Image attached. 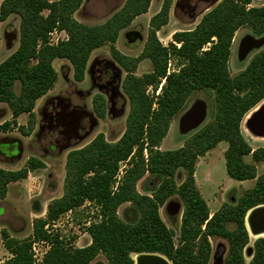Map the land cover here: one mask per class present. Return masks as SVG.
<instances>
[{
  "label": "trees",
  "instance_id": "trees-1",
  "mask_svg": "<svg viewBox=\"0 0 264 264\" xmlns=\"http://www.w3.org/2000/svg\"><path fill=\"white\" fill-rule=\"evenodd\" d=\"M150 1L126 0L109 19L94 26L73 17L83 0L1 2L0 22L18 16L19 35L17 49L0 63V104L12 114V121L1 124L0 130H7L26 114L25 129L30 134L36 125V102L53 89L58 78L53 62L66 60L73 80L81 83L91 53L105 45L110 46L112 60L126 73L121 88L129 104L125 130L116 142L109 143L98 134L87 145L67 154L63 194L48 203L44 219L33 220L31 236L17 240L1 233L10 255L1 264H34L33 242L49 246L40 264H91L99 255L106 258L107 264H134L133 256L143 253L160 255L171 264H208L212 238L227 243L223 264H246L244 250L250 237L245 217L250 209L264 205V173L257 175L255 166L264 163V147L253 150L248 145L241 123L264 101V50L234 76L229 72V58L234 34L241 27L257 36L264 35V6L249 7L251 0H222L203 15L193 30L174 33L164 47L156 33L167 23L173 1L164 0L149 22L141 54L129 58L114 44L121 30L146 13ZM54 30L64 32L66 39L50 44ZM144 59L151 62L152 71L138 77L134 72ZM170 60H174L176 70H169ZM16 83L20 85L18 94ZM149 88L153 95L147 93ZM198 91L213 94L210 120L178 149L160 150L172 120ZM93 109L98 117H104L103 96H94ZM220 142L227 144V176L239 182L254 180V185L234 204L223 203L210 213L196 188L195 169L197 160ZM121 164L127 168L118 179ZM42 168L44 164L33 157L19 170L0 168V201L5 199L10 183L24 180L29 172ZM179 169L185 171V179L177 185L174 178ZM146 174L162 177L151 196L136 190L137 182ZM172 196H178L183 206L177 240L159 214ZM86 201L97 208L98 221L86 228L91 238L88 245L70 248L49 227ZM124 204L129 205L125 212L128 221L117 214ZM252 247L248 264H264V237L255 239Z\"/></svg>",
  "mask_w": 264,
  "mask_h": 264
},
{
  "label": "rangeland",
  "instance_id": "rangeland-1",
  "mask_svg": "<svg viewBox=\"0 0 264 264\" xmlns=\"http://www.w3.org/2000/svg\"><path fill=\"white\" fill-rule=\"evenodd\" d=\"M3 0H0V4ZM57 1V0H50ZM209 4H196L188 2L185 12L197 13ZM256 5H261L257 3ZM46 14V12H44ZM112 12L106 13L102 17L85 20L89 25H100L109 19ZM180 11L177 15L180 17ZM182 21H187L181 18ZM193 25H182L180 21L173 19L171 27L166 28L158 36L160 43L166 47L172 41L170 33L175 30H189ZM149 27L145 19L130 26L118 36V43L115 47L120 53L129 57H138L146 42ZM127 32L135 33V37L126 36ZM15 34L16 38L11 46H7L6 35ZM19 19L11 16L6 23L0 24V62L10 55L18 46ZM248 37L253 39L252 48L247 51L242 48V41ZM65 38L61 33L53 36L51 42L55 44L57 40ZM264 41V35L257 36L245 27L235 36L229 58V72L234 76L241 72L249 63L251 58L259 51L264 50V44L257 47L258 41ZM117 42V41H116ZM14 45V46H13ZM109 45H105L92 54L89 65L86 69L85 78L81 83L73 80L72 68L66 60H56L53 66L58 74L57 81L51 89V93L46 100L37 104V120L34 130L28 134L25 129L26 116L21 115L18 122L25 124L17 126L10 124L7 130H0V134L14 132L15 136L22 138L29 137V147L24 151V157L12 166L14 169L22 168L27 161L24 158H36L44 164V168L36 171L35 175L29 179V196L17 194L18 187L11 186L9 197L6 201H0V264L7 260L10 255L3 246L1 233L6 232L8 236L17 240H25L32 234V222L37 218L44 219L46 207L51 200L58 199L63 194V184L65 177L66 156L71 150L79 149L90 143L98 134H103L109 143L116 142L125 130L126 117L129 110L128 99L122 91L121 85L125 71L116 64L109 53ZM169 70H176L174 60L168 64ZM152 71V64L149 60H141L134 72L138 77ZM15 92L20 90L19 83L15 84ZM149 95H153V90H147ZM158 94V91L155 95ZM101 95L105 99L104 117L100 118L94 112L93 98ZM264 103L257 105V109ZM0 113V125L4 122H11L8 116V107ZM50 107L52 110L50 111ZM204 111V119L196 128L190 129L187 113L191 109ZM8 109V110H7ZM256 109L250 111L241 123V131L245 141L254 150L264 147V137L252 134L246 128V121ZM213 112V94L209 91L195 92L187 101L182 111L172 120L169 131L163 139L160 150L169 151L181 147L184 142L202 128L211 118ZM6 113V114H5ZM51 113V114H50ZM47 115V116H46ZM50 119V121H49ZM20 127L22 129H20ZM4 136V135H0ZM13 136V135H12ZM227 148L225 142H220L217 146L200 157L196 163L195 185L201 197L208 206L209 212L214 213L223 203L234 204L239 197L254 185V180L235 181L226 174L224 152ZM246 162H251L250 157H245ZM24 165L22 166V164ZM257 175L264 173V163H256ZM3 167L11 168L10 164L4 163ZM127 168L126 164H121L119 177ZM30 173V172H29ZM175 182L180 185L185 179V171L179 169L175 174ZM160 175L146 174L136 184V190L141 195L151 196L160 184ZM25 186V188H26ZM21 188V186L19 187ZM24 188V187H22ZM27 189V188H26ZM23 191V189H21ZM39 194V195H37ZM30 197V198H29ZM170 201L181 202L178 196H172L159 209V214L168 229L173 230L174 240L179 234V224L181 212L176 216H170L166 212V204ZM129 208L128 204L119 207L117 214L124 220L125 212ZM97 208L86 201L81 207L63 214L50 227L52 233H57L64 240L68 247L81 248L91 241L86 232V228L93 222H97ZM244 250L246 264L249 263L252 255V242ZM39 244V243H38ZM211 256L208 264H223L227 253V243L220 238L210 240ZM39 255L47 251V244H39L35 247ZM137 255L133 256L135 263ZM91 264H107L103 255H99Z\"/></svg>",
  "mask_w": 264,
  "mask_h": 264
},
{
  "label": "crops",
  "instance_id": "crops-1",
  "mask_svg": "<svg viewBox=\"0 0 264 264\" xmlns=\"http://www.w3.org/2000/svg\"><path fill=\"white\" fill-rule=\"evenodd\" d=\"M125 1L126 0H83L80 8L74 13L73 17L79 23H82V24H85V25H88V26H92V25L86 24L84 21L85 20H93V18H97V17L100 18V17L104 16L106 13H109V12H112L111 15H113L116 11H118L123 6ZM191 1L196 3V4H199V5H202V4H204V5L209 4V5H207L206 7H204L203 9H201V11H198L197 13H190V12H187V11L185 12V8L187 7L186 4L188 2H191ZM221 1L222 0H173L172 4H171V7H170V10H169V14H168V21L156 33L157 37L166 28L171 27L173 19H175L176 21H180L181 24L184 25V26L187 25V24L188 25L191 24V25H193V27L191 29H189V30H178V29H175V30H173L170 33V35H173L176 32H183V31H191V30H193L195 28V26L201 20L203 15H205L208 11H210L213 7H215ZM163 2H164V0H151L146 13L137 16L131 22L129 27L135 25L138 22V20H140V19H145L147 27H149L150 20L160 11ZM257 3H259L261 5H256ZM262 6H264V0H251V4L249 5V7H262ZM177 10L180 11V13H181L180 17L177 15ZM11 16H16V15H11ZM11 16H9L5 21L0 22V24L3 25L4 23H6ZM16 17H18V16H16ZM181 18H185L187 21H182ZM129 27L121 30L120 33H119V36L123 33V31H125ZM242 28H245V27H241L240 29H238L235 32L234 38H233V41H232V46L234 45L236 34H238V32H240V30ZM60 33L62 35H64L65 38H66V34L64 32H59V34ZM134 34L135 33L127 32L126 36H129V37L133 36V38H134L135 37ZM117 43H118V39H117V42L114 44L115 47L117 46ZM232 46H231V50H232ZM17 47H16V49H17ZM97 50H95V51H97ZM95 51H93L91 53L90 58H89V62L91 60L92 54ZM10 55H8V57ZM57 60H60V59H57ZM2 62H0V63H2ZM89 62H88V65H89ZM51 92L52 91L50 90L46 95H44L43 97H41L40 99L37 100L35 108H34V113L36 115V120H37L36 111L38 109L37 108V104H40L42 101L46 100L47 97H49ZM4 109H6L5 106L3 104H0V113ZM51 110H52V107H50V111ZM8 115H9L8 117L11 119L12 118V114H11L10 110H8ZM22 115L26 116V122H27V119H28L27 115L26 114H22ZM18 118L16 119L17 126H19V125L23 126L26 122L24 124H21V123L18 122ZM49 121H50V119H49ZM13 133L14 132H8L7 131L6 133L0 134V135H4V136H0V168L3 169V170H7V171H16V170L20 169V168L14 169V168H12V166L17 165V162L20 161L24 157L23 156L24 155V151H25L26 147H29V145H30L28 136L19 138V137L15 136V134H13ZM28 159L29 158H24V161H26ZM4 163L10 164L11 168L3 167ZM23 165H24V163L22 164V166ZM36 171L37 170L28 173L27 178L24 179V180L17 181V182H14V183H10L8 185V187H7L6 197L2 201H6L8 199L10 188H11L12 185L15 186V187H18V186L20 187L21 186V188L18 187V192H17L18 195L22 194V196L24 197L27 194L29 196V191L30 190H29V187H27L26 185L28 184V181H29V179L31 177L36 176L35 175ZM36 177H38V176H36ZM25 186H26L27 189L25 188ZM22 187H24V188H22ZM21 189H23V191ZM37 195H39V194H37Z\"/></svg>",
  "mask_w": 264,
  "mask_h": 264
},
{
  "label": "water",
  "instance_id": "water-1",
  "mask_svg": "<svg viewBox=\"0 0 264 264\" xmlns=\"http://www.w3.org/2000/svg\"><path fill=\"white\" fill-rule=\"evenodd\" d=\"M16 38L15 34L6 35L7 46L10 47L12 41ZM253 39L248 37L242 41L241 47L246 48L247 51L252 48ZM264 44L263 40H259L257 47ZM257 107V106H256ZM246 121V128L254 135L264 137V103L257 108ZM188 123L190 129L196 128L204 119V111H197L191 109L187 113ZM183 206L180 202L170 201L166 204V212L170 216L178 215ZM245 226L248 231L249 237L254 239L263 238L264 235V205L256 206L250 209L245 217ZM134 264H171L167 259L156 254H138Z\"/></svg>",
  "mask_w": 264,
  "mask_h": 264
},
{
  "label": "built area",
  "instance_id": "built-area-1",
  "mask_svg": "<svg viewBox=\"0 0 264 264\" xmlns=\"http://www.w3.org/2000/svg\"><path fill=\"white\" fill-rule=\"evenodd\" d=\"M59 34V31H56V30H54L51 34H50V39H49V43L50 44H53L52 42H51V39H52V37L53 36H57ZM64 39H66V38H63V39H61V40H64ZM57 41H59V40H57ZM57 43V42H56ZM55 43V44H56ZM120 177L118 176V179H119ZM40 244V242H33V244H32V253H33V260H34V264H40L41 262H42V260H43V257H44V255H45V253L48 251V249H49V246L47 245V251H45L43 254H41V255H39L38 254V252L36 251V249H35V247H36V245H39ZM41 244H45V243H41Z\"/></svg>",
  "mask_w": 264,
  "mask_h": 264
},
{
  "label": "bare ground",
  "instance_id": "bare-ground-1",
  "mask_svg": "<svg viewBox=\"0 0 264 264\" xmlns=\"http://www.w3.org/2000/svg\"><path fill=\"white\" fill-rule=\"evenodd\" d=\"M262 237H264V235H262ZM251 240H255L253 237H251Z\"/></svg>",
  "mask_w": 264,
  "mask_h": 264
}]
</instances>
